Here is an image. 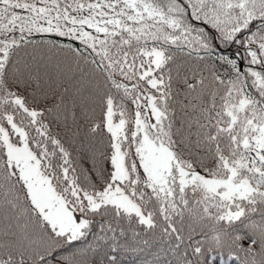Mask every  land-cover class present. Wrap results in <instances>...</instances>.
Listing matches in <instances>:
<instances>
[{"label": "snow or ice", "instance_id": "1", "mask_svg": "<svg viewBox=\"0 0 264 264\" xmlns=\"http://www.w3.org/2000/svg\"><path fill=\"white\" fill-rule=\"evenodd\" d=\"M0 264H264V0H0Z\"/></svg>", "mask_w": 264, "mask_h": 264}]
</instances>
